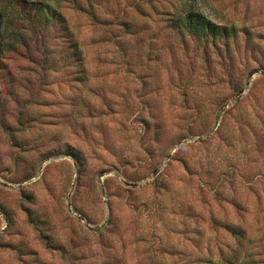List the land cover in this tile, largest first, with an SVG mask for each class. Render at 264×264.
Listing matches in <instances>:
<instances>
[{
    "label": "rangeland",
    "instance_id": "obj_1",
    "mask_svg": "<svg viewBox=\"0 0 264 264\" xmlns=\"http://www.w3.org/2000/svg\"><path fill=\"white\" fill-rule=\"evenodd\" d=\"M80 1L0 57V264H264V0Z\"/></svg>",
    "mask_w": 264,
    "mask_h": 264
},
{
    "label": "trees",
    "instance_id": "obj_2",
    "mask_svg": "<svg viewBox=\"0 0 264 264\" xmlns=\"http://www.w3.org/2000/svg\"><path fill=\"white\" fill-rule=\"evenodd\" d=\"M194 1H184L182 10L167 18L172 28L210 45L238 36V26L216 22L202 12ZM65 4L81 10L85 7L80 0H0V57L20 54L35 58L32 55V47L35 46L46 59L51 53L48 44L49 32L55 31L67 44L70 58H75L82 65L83 49L64 13ZM227 226L235 235H240L239 229ZM202 264L219 263L210 259L203 260Z\"/></svg>",
    "mask_w": 264,
    "mask_h": 264
}]
</instances>
